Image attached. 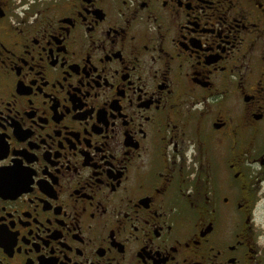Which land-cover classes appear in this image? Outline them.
I'll return each mask as SVG.
<instances>
[{
  "label": "flooded vegetation",
  "instance_id": "1",
  "mask_svg": "<svg viewBox=\"0 0 264 264\" xmlns=\"http://www.w3.org/2000/svg\"><path fill=\"white\" fill-rule=\"evenodd\" d=\"M0 264H264V0H0Z\"/></svg>",
  "mask_w": 264,
  "mask_h": 264
}]
</instances>
